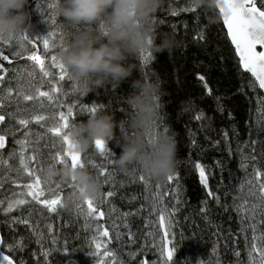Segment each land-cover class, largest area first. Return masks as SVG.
<instances>
[{
  "label": "trees",
  "instance_id": "trees-1",
  "mask_svg": "<svg viewBox=\"0 0 264 264\" xmlns=\"http://www.w3.org/2000/svg\"><path fill=\"white\" fill-rule=\"evenodd\" d=\"M53 3H57V0H30L28 8L32 11V22L35 25L32 37L36 33L42 38L49 32L45 27L50 25V28H53L50 32L57 34L59 51L61 45L66 46L70 40V34L62 30L63 18L58 12L54 17L55 24H51L52 18L43 15L46 8ZM259 3L260 0H257L258 6ZM189 6V0H165L156 16L159 31L174 33L178 43L171 52H151L154 59L147 62L140 55L134 62L141 66V71L134 73L132 77L134 79L143 75L158 78L162 83L165 94L162 97L164 107L161 120L173 125L179 141L177 166L172 173L174 181L157 180L139 171L132 175L121 172L113 163L115 155L120 151L115 142L108 145L111 156L107 159L104 156L93 158L96 167H89L94 173H98L100 165L103 164L114 173L108 184L104 183V177L101 176V193L109 190L115 192L113 197H105V203H111L114 209L112 216L117 217L122 226L121 239L115 238L114 250L125 262L129 261V252L136 251L138 245L143 243L137 239L135 243L130 244L127 235L129 229L139 237L142 232L151 231L154 225L151 196H156L157 192L168 193V196L162 197V205H156L157 211H163L167 219V210L174 204L172 191L178 187L183 203L179 206L180 211L175 214L173 226L169 228L171 246L175 249L173 261L169 264H185L189 260L190 264H247V251L244 239L239 233L237 213L233 208L225 209L221 205H232L234 198H237V203L241 202L238 198L244 196L246 181L252 178L254 168L264 173V155H261L264 151V121L257 123V101L264 98V94L253 77L239 66L216 5L211 8L202 6L195 13L178 11V14L171 15L169 12V9L179 10ZM161 19L163 24L159 22ZM201 33L204 35L203 40L199 39ZM199 75H204L205 80L200 81ZM249 82L254 87H249ZM59 83L60 81L58 85ZM129 83L130 81L125 82L117 90L106 87L95 92H87L81 84L80 93L68 95V101L64 104L79 102L82 107L91 106L95 102L97 109L111 111L118 121L124 120L127 106L119 102V97L128 94ZM205 83L211 89L210 93L205 88ZM241 87L243 91L238 92ZM68 90L71 92L72 89L68 87ZM182 102H188L184 111H181ZM218 105L222 106V110L218 109ZM79 109L74 111L73 121L86 120V115L91 113H78ZM201 114L202 118L197 120L196 116ZM52 125L53 121L50 119L49 127ZM225 132L228 134L227 140L224 137ZM22 133L16 132L15 139H24ZM31 133L45 138L48 135L52 137L49 132ZM8 138L7 148L1 153L7 164H0V200L5 202L3 206H6L9 200H28L31 206L39 210L31 219L42 221L39 223V229L43 236L30 232L24 225L10 224L12 217L21 215L20 211L14 210L8 214L0 211V230L5 241L3 252L16 264L20 259H23L25 264H64L70 259L79 264H95L91 256L90 229L83 219L85 216L72 205H69L68 210L58 207L59 215L54 216L56 213H49L43 205L35 204V201L26 195L25 185L32 179L25 182V174L17 176L16 172L11 170L20 167L19 159L17 156L9 160L8 153L13 150L19 153L20 146L14 143L13 137ZM29 139L35 141L37 137L31 136ZM192 140L196 141L194 145ZM252 141H256L255 145ZM34 146L35 144H32L27 147L26 156L32 154ZM39 148L45 156L48 155L44 146L39 144ZM249 154L255 155L256 160L246 161L244 156ZM196 162L205 166L209 186L221 197L220 204L207 196L195 168ZM241 164L246 167L242 168ZM47 166L45 164L44 168ZM41 175L45 177V173ZM140 175L145 176V181L139 180ZM50 180L53 191L62 194L71 192L72 189L67 188L68 184L61 182V176H57L59 188L54 185V178ZM241 185L245 188H241ZM204 201H207V213L201 214L199 209ZM100 208L106 210L104 205H100ZM123 213H133L125 218L128 228L123 227ZM24 215H27L26 210ZM47 225H51V232H47ZM260 233L264 234V230ZM247 235L251 242L253 233L249 231ZM53 236L57 241L55 244L51 243ZM155 237V248L147 252V259L161 264L158 236ZM21 238H24L25 244L23 251L10 252L7 245ZM260 242L257 238L258 246ZM236 251L240 252L239 257L235 255ZM143 258L144 256L138 254L133 264H139Z\"/></svg>",
  "mask_w": 264,
  "mask_h": 264
},
{
  "label": "clouds",
  "instance_id": "clouds-1",
  "mask_svg": "<svg viewBox=\"0 0 264 264\" xmlns=\"http://www.w3.org/2000/svg\"><path fill=\"white\" fill-rule=\"evenodd\" d=\"M165 0H57V12L63 18L61 28L70 34L66 46L57 55L69 74L87 92L109 87L117 90L129 82L130 91L119 97L127 106L124 120L106 109L87 114L86 120L70 122L66 135L70 151L83 160L76 167L53 163L45 169L47 178L62 176L73 182L81 199L98 198L103 179L89 167L88 161L107 154L115 142L120 149L113 163L129 175L137 171L157 180H165L177 166L178 133L170 123L162 122V97L158 78L138 75L141 66L134 62L144 52H171L178 41L174 33L159 31L156 20ZM208 8L217 0H200ZM30 0H0V37L15 39L18 34L35 31ZM83 26V27H81ZM188 102H182L181 111ZM97 142H101L99 145ZM190 260L185 264H190Z\"/></svg>",
  "mask_w": 264,
  "mask_h": 264
},
{
  "label": "snow or ice",
  "instance_id": "snow-or-ice-1",
  "mask_svg": "<svg viewBox=\"0 0 264 264\" xmlns=\"http://www.w3.org/2000/svg\"><path fill=\"white\" fill-rule=\"evenodd\" d=\"M189 7L181 8L179 10L169 9L171 15H176L179 12H197L202 6L200 0H189ZM57 3H53L49 5V8L53 9L51 24H55V15L57 14ZM206 7V6H204ZM219 13L222 15L223 26L227 29V38L230 41V46L234 47V53L238 57L239 66L246 72L250 73L252 77L255 78V81L258 82L259 89L264 90V50H257L258 46L261 49H264V0H260L259 6L257 4V0H221L217 4ZM37 11H39V6H37ZM47 23V21H45ZM161 24L164 21L161 19L159 21ZM54 33L48 32L46 35L42 37L43 47L47 49L49 47V38ZM63 35V33L61 34ZM28 37L26 34H18L15 39H4L0 37V43L7 44L10 49H12L14 55H20L19 50H24V44L22 41L27 40ZM200 40L204 39L203 33L199 36ZM31 42V41H29ZM63 45H61L62 47ZM142 59L147 62L149 60L154 59L152 53L150 51L144 52L141 54ZM0 57L3 60H9L7 55H3L0 52ZM28 59L31 61H36L39 64L41 72H43L44 76H49L50 73L44 70V60L40 56L32 54L28 56ZM52 62L56 68L59 69L61 75L59 76V81H69L78 83L68 72L67 67L58 59L56 56L52 57ZM11 63V61H9ZM0 67H3L0 65ZM15 70L13 69V73ZM15 78V77H14ZM199 80L204 81V75H199ZM4 83L3 76H0V84ZM205 88L208 92H211V89L208 88V85L205 83ZM249 87H254L251 82H249ZM60 88L55 84L51 86V91H41L36 88L34 90L28 89L26 90L23 85L17 80V89L16 95L13 98V87L5 86L0 87V149H5L6 143L8 141V137H13L14 143L20 146L19 153L15 150L8 153V159H13L18 156L20 167L11 169L16 172L17 176H21L26 174L27 177L32 178L30 183L25 185L27 189V196L32 198V201H35L36 204L43 205L49 213H56L59 215V208H66L69 205L74 206L80 213H82L89 221L94 219H103L105 217V212L99 207L105 203V197H113L115 192L112 190L107 191L106 193H101L98 198L93 199H81L77 196V190L75 189L73 182L67 180L66 178L61 176V182L68 184V186L72 189L71 192L67 194H61L59 192H54L51 188L52 181L47 177H42L40 173L44 172L45 164H57L60 167L65 166L66 164H71L72 167H76L78 161L81 166L83 165V160L79 156V154L70 151V142L68 140L66 133V129L68 128L70 122L74 120V108L73 104L67 105V111H60L58 114V119L55 115L51 117L53 121V125L48 129V132L53 137V147L56 148L55 152H49L47 156L41 152L39 148L40 135L36 133H31L29 129L30 121H35L36 124H40L41 121L45 120L43 115L34 114L37 111L38 107V98L46 97L49 101L53 99L52 93L59 92ZM238 92H242V87L237 90ZM14 104L10 103L13 101ZM32 101L33 104L31 106L24 104L23 102ZM14 107V111H9V108ZM39 107L42 108V103L39 104ZM98 108V105L93 102L91 106H82V110L95 112ZM218 109L222 110V106L218 105ZM257 123L264 121V98H260L257 101ZM7 118V122H6ZM202 118L201 115H197L196 119L200 120ZM42 126V125H41ZM19 128H23L24 131L22 133L24 139H15L16 132ZM227 132L224 133L225 140H227ZM31 136H36L37 139L32 141L29 139ZM98 145L101 142H97ZM191 143L194 145L196 143L195 140H192ZM218 143V141H217ZM253 145H255L256 141H252ZM35 144L32 147V154L26 156L25 152L29 145ZM247 145H245L246 147ZM102 151H106L107 154L104 157L112 155V152L109 148L101 149ZM255 149H253L254 151ZM229 151H231V147L229 146ZM261 155H264V151L261 152ZM246 161H255V155H246L244 156ZM34 162V163H33ZM111 163V161H109ZM0 164H7V160L4 159L3 155L0 154ZM89 165L92 167H96L92 160L88 161ZM219 165V162H217ZM241 167H246L245 164H241ZM195 168L198 171L200 177V183L203 185L206 190L207 196L211 197L217 204H220L221 197L214 192L209 186L208 175H206L205 166L200 163H195ZM7 170V169H6ZM100 176L104 177V183L108 184L112 179L114 173L109 171L104 167L103 164L100 165L99 171L97 173ZM264 173L254 168V173L251 179L246 181L247 191L246 194L242 197H239L240 203H237V198H234L232 205H221L225 209L228 207L233 208L239 220V233L244 239L245 249L247 251V264H264V241L258 246L256 243L257 237L255 233L259 230H264ZM176 182L178 184V176L175 177ZM140 181H145V176H139ZM169 182L174 181V175L171 174L167 177ZM43 184V187H42ZM2 187V184H0ZM57 188H59V184H57ZM159 189V185H157ZM241 188H244V185H241ZM45 190H48L52 194V198L41 199L42 196L45 195ZM23 195V194H21ZM168 196L167 192H157L155 199L153 200V207L157 204L162 205V197ZM249 197L251 199H249ZM134 199V197H133ZM172 199L174 204L170 209L167 210V227L170 228L174 224V217L177 212L180 211V205L183 201L180 198L179 188L173 189L172 191ZM4 201L0 200V206L4 205ZM18 206H25L24 208H20ZM86 206V207H85ZM14 210H18L21 212L20 216L12 217L10 224H21L26 226L30 232H34L38 236H43V233L40 232L39 223L42 221H33L31 218L34 214H38L39 210L35 207L31 206V203L24 199H14L9 200L6 206L0 207V211L5 214L11 213ZM25 210L27 211V215H24ZM201 214L207 213V201L202 203L201 208L199 209ZM129 215H133V213H123L122 214V223L123 227L128 228V224L126 223L125 218ZM187 220V217H185ZM166 216L162 211L159 216V227L165 229L164 237L165 242L159 249V256L163 258V264H169V262L173 261L174 251L175 249H169L167 247V238L170 233L166 229ZM113 228L116 229L117 225L115 221H113ZM47 232H51V225L46 226ZM251 231L253 233L251 242L249 241L247 233ZM96 232L98 236L94 239L97 241L95 243V248L97 252L101 248V243L99 242V237H109V230L102 225H97ZM129 243H135L137 239L142 240L143 243L138 245L136 251L129 252V261L127 264H133L138 254L144 256L142 260H140L139 264H158L157 261H149L147 259V252L151 249L155 248V236L151 231L146 233H141L139 237H136L135 234L129 231L127 232ZM115 238L117 240L121 239V234L119 231H116ZM57 241L53 236L51 239V243L55 244ZM5 243L3 237H0V245ZM10 252L12 251H23L25 244L24 238L19 240H15L13 243L7 245ZM116 254L111 252L105 246V250L102 253L103 257H114ZM235 255L237 257L240 256V252L236 251ZM0 260L4 262V264H12V260L9 256L0 257ZM18 264H25L23 259L18 261ZM101 264H107L106 261H101ZM118 264H125L124 261H119ZM243 264V262H240Z\"/></svg>",
  "mask_w": 264,
  "mask_h": 264
},
{
  "label": "rangeland",
  "instance_id": "rangeland-1",
  "mask_svg": "<svg viewBox=\"0 0 264 264\" xmlns=\"http://www.w3.org/2000/svg\"><path fill=\"white\" fill-rule=\"evenodd\" d=\"M46 9L47 10L45 12H43V15H45L48 10H51L50 16H52L53 9H51V8H46ZM24 34H26V33H24ZM27 37H28L27 40L22 41V42H24V48L29 45L28 42L30 41V36H27ZM33 37H34V39L37 42H39V43L43 42L42 38L40 36H38V34L34 33ZM57 43H59L58 40H57ZM3 44L6 45L5 43H3ZM57 53H58V50H57ZM57 59L59 61L58 55H57ZM14 61H16V60H14ZM23 66H24V63L20 64V65H18L16 63L12 64L11 65L12 73H13V69H14L15 72L13 74H19ZM59 73H60V71L57 68V75H55V76L52 75V78H51V79H57V85H58V82H59ZM49 83H50V81H49ZM28 87H30L29 84L27 85L26 88H28ZM57 87L60 88V91L57 92V106L55 105L56 108L54 109V111H53V109L51 107H46L45 105H43V107L40 108L39 107V103L37 102L38 107H37V111L34 114H38V113H46L47 114V115L44 116L45 120L40 122V125H42V127H44V128L49 127L52 113H53L52 116L55 115L56 118L58 119V114H59L60 111H65V112L67 111V105L64 104L65 102L68 101L67 96L70 95L71 93H73V94H77V92L80 93L81 83L80 82L75 83V82H69V81H67V82L66 81H60V83H59V85ZM68 87L72 89L71 92L68 90ZM13 101H14V99H13ZM23 103L25 104L26 102H23ZM59 103H61V107L60 108H59V106H60ZM78 103L79 102H75L73 104L75 106L74 111L76 112L80 108L78 113H82L84 110H82V107ZM57 108H59V111H57ZM32 122L35 123V121H32ZM46 124H47V127H46ZM33 128H34L33 124H30L29 129L31 130ZM39 144L44 146V148L46 149V151L48 153L56 151V148L52 146L53 145V137H50V135H48V137H46V138L45 137H41ZM58 167H60V166L58 165ZM43 173H45V168H44V172ZM41 174L42 173H40V175ZM45 177H46V175H45ZM23 178H26L25 182L29 181V179H32V178L27 177L26 174L24 175ZM59 180H60V177H59ZM57 182H58V180H57V177H56V178H54V185L55 186L57 185ZM42 187H43V184H42ZM246 187H247V185H246ZM67 188H70V187L68 186ZM246 191H247V189L243 190L244 195L246 194ZM54 192H57V191H54ZM149 195H150V193H149ZM46 196H48L49 199L52 198V194L48 190H45V195L42 196L41 198L42 199L46 198ZM151 197H152V203H153V200L155 199V195H153ZM249 199H251V198L249 197ZM103 205L106 208V210L102 209L105 212V217L103 219H94L92 221H89L86 217H83V219L88 224L89 229H90V247H91V250H92L91 256L94 258L95 264H101L102 260L106 261L107 264H118L119 261H124V260L121 259L119 257V255H117V253L114 250L115 249V245H114L115 244V233H116V231L120 232L122 230V226L119 224L118 218L117 217L113 218V216H112V213L114 212L113 211L114 209H113L111 203H108V204L104 203ZM66 208L68 210L69 206L66 207ZM161 212L162 211H157L156 206H155V208H153V211H152V214L154 216V225L152 226L151 231L153 232L152 234L154 236H158L157 237V241H158L157 244H158L159 248L165 242V237H164L165 229H162V228H160L158 226L159 225V216H160ZM66 213H67V211H66ZM54 216H57V214L54 215ZM165 216H166V214H165ZM113 221H115V223L117 225L116 229L113 228ZM165 224H166V229L169 232V228L167 227V219L165 221ZM97 225H102L103 227H106L109 230V237H99V242L101 243V248L99 249V252H97V250L95 248V243L97 241L94 239L95 237L98 236V233L96 232ZM260 231L261 230L258 229V231L256 232V237L259 239V241H261L260 242V244H261L262 241H264V234L260 233ZM105 246L107 247V249L109 251L114 252L116 255L114 257H103L102 253L105 250ZM167 247L169 249H172L170 236L167 238ZM125 264H127V262H125ZM161 264H163V258H161Z\"/></svg>",
  "mask_w": 264,
  "mask_h": 264
},
{
  "label": "flooded vegetation",
  "instance_id": "flooded-vegetation-1",
  "mask_svg": "<svg viewBox=\"0 0 264 264\" xmlns=\"http://www.w3.org/2000/svg\"><path fill=\"white\" fill-rule=\"evenodd\" d=\"M50 12L47 11L46 18H52L50 16ZM46 28V27H45ZM53 28H47V31H52ZM27 36H31L30 41L28 42V46L24 48V50H19L20 55H14L12 49L6 44L3 43L0 44V52L3 53V55H7L9 57V60H3L2 57H0V65L3 67H0V76H3L4 83L0 84V87L5 86H12L13 87V98L16 95V89H17V80L20 81V83L23 85V87L28 89H40L41 91H51V86L55 84L57 86V79H51L52 75H57V68L52 62V57H57V34L51 35L49 38V47L45 49L43 47V42L39 43L37 42L34 37H32V32L26 33ZM24 44V42H22ZM35 54L37 56H40L44 60V70L48 71L50 73L49 76H44L43 72H41L39 64L36 61H31L28 59V56ZM16 60V61H14ZM11 61V63H9ZM23 64L21 71L19 74H13L11 70L12 64ZM15 77V78H14ZM50 81V83H49ZM30 85V87L26 88L27 85ZM53 99L49 101L46 97H40L38 98V103H42V105H45L46 107H51L54 111L56 108L55 105H57V92L52 93ZM10 103L14 104V101H10ZM26 105L31 106L33 103L31 101H27L25 103ZM9 111H14V107L9 108ZM53 114V113H52ZM51 114V116H52ZM38 115H47L46 113H38ZM7 122V118H6ZM30 124H33V129H28L30 132H48L49 128H44L40 124L33 123L30 121ZM30 126V125H29ZM47 127V124H46ZM23 128H19L17 132H23ZM9 139V138H8ZM8 143V141H7ZM71 190V189H69ZM72 191V190H71Z\"/></svg>",
  "mask_w": 264,
  "mask_h": 264
},
{
  "label": "water",
  "instance_id": "water-1",
  "mask_svg": "<svg viewBox=\"0 0 264 264\" xmlns=\"http://www.w3.org/2000/svg\"><path fill=\"white\" fill-rule=\"evenodd\" d=\"M218 2H221V0H217V4H218ZM217 4H216V7H217ZM217 9H218V7H217ZM219 11V10H218ZM220 16H221V19H222V15L220 14ZM222 22H223V19H222ZM225 30H226V32H227V29H226V27H225ZM234 48V47H233ZM257 50H264V49H261L259 46H258V49ZM238 58V57H237ZM246 72V71H245ZM248 73V72H247ZM250 74V73H249ZM251 75V74H250ZM253 79L255 80V78L253 77ZM257 84H258V82H256ZM262 92H263V94H264V90H262V89H260ZM7 144L8 143H6V147H5V149H0V154L1 153H3L5 150H6V148H7ZM0 237H2V235H1V230H0ZM2 246L3 245H0V257H3V256H7L4 252H3V249H2ZM10 258V257H9ZM11 259V258H10ZM12 260V259H11ZM0 264H4V262L2 261V260H0ZM12 264H16L13 260H12ZM64 264H79L76 260H74V259H70V260H68V261H66Z\"/></svg>",
  "mask_w": 264,
  "mask_h": 264
},
{
  "label": "bare ground",
  "instance_id": "bare-ground-1",
  "mask_svg": "<svg viewBox=\"0 0 264 264\" xmlns=\"http://www.w3.org/2000/svg\"><path fill=\"white\" fill-rule=\"evenodd\" d=\"M46 14H47V12H46ZM46 14H45V16H46ZM49 27H51V26H47L46 29L49 28Z\"/></svg>",
  "mask_w": 264,
  "mask_h": 264
}]
</instances>
